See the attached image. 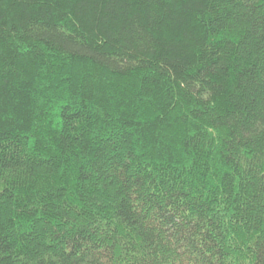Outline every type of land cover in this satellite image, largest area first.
Returning a JSON list of instances; mask_svg holds the SVG:
<instances>
[{"label": "trees", "instance_id": "obj_1", "mask_svg": "<svg viewBox=\"0 0 264 264\" xmlns=\"http://www.w3.org/2000/svg\"><path fill=\"white\" fill-rule=\"evenodd\" d=\"M0 264H264V0H0Z\"/></svg>", "mask_w": 264, "mask_h": 264}]
</instances>
